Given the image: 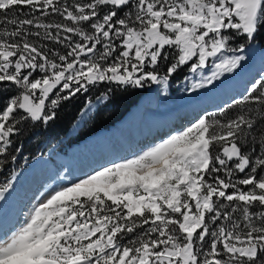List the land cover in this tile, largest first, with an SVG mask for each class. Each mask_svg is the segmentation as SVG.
<instances>
[{"label":"snow or ice","instance_id":"snow-or-ice-1","mask_svg":"<svg viewBox=\"0 0 264 264\" xmlns=\"http://www.w3.org/2000/svg\"><path fill=\"white\" fill-rule=\"evenodd\" d=\"M262 30L264 0H0V201L18 179L22 125H49L78 94L91 110L117 90L166 88L185 65L200 73L192 91L215 86ZM226 108L236 115L201 116L42 194L0 236V264H264V71Z\"/></svg>","mask_w":264,"mask_h":264},{"label":"rangeland","instance_id":"rangeland-1","mask_svg":"<svg viewBox=\"0 0 264 264\" xmlns=\"http://www.w3.org/2000/svg\"><path fill=\"white\" fill-rule=\"evenodd\" d=\"M48 20L50 21V18ZM32 39L34 41L36 40V38H32ZM37 42L38 43H48V44L52 43L54 46L52 45H49V46L47 45V46L61 53H63L64 51L62 45H55L52 41H37ZM167 50L170 53L173 52L172 49H167ZM245 55H246V61L244 62L243 68L234 75L222 78V81L217 82L215 86H211L205 89H200L197 91H192L191 85L193 83L199 82L200 73H195V74L191 73L189 71L188 65H185L181 68V70L177 74H175L173 77L169 79V84L166 88L162 85L159 86L160 91L162 90L161 92H164V95L166 94L169 95L167 98V102L175 106L179 104H184V103H191V101L193 102V101H199L202 99L203 100L208 99L209 101L208 103L210 106L207 107L205 112L201 113L200 115H197L195 119L201 116H204V115L208 116L210 113L208 112V108L212 109L211 106L215 105L214 100L212 99L213 97H216L222 94L223 92H225L226 90H228L231 84L232 86H234L233 84L234 82H235V85H237L238 83L237 81L239 80V78L248 74L250 70L253 68V66L255 65L260 66L259 67L260 71L256 74V77L254 79H258L260 73L264 71V30H262L261 33L258 34L254 42L248 45V47L246 48ZM210 67H211V61L209 62V68L205 69L206 74L210 75ZM165 69H166V64L161 63L159 66V70L163 72ZM252 76H254V73L251 75V77ZM248 81H249L248 84L252 82L250 80ZM155 86L156 84L146 83L144 88H131V87L128 88L129 90H135V91L142 90V92L144 91L145 92L139 96L137 103L128 110L124 118L128 114H130L132 111L136 110V108L139 109L142 114H144L147 108L152 106V104H155V101L151 100V98L149 97V92ZM244 91L245 89L241 91L239 96L237 95L234 97L232 96V98L229 101L220 102L219 104L225 103L223 106L220 107V109L223 108L224 106H227V104L231 102L233 98H237V99L240 98L241 95L244 93ZM101 104H99L98 106H95L91 111L89 110V116L87 117L85 122H83V124L78 127L79 129L86 122L89 121V119L91 118L92 114L95 111H97L99 108L102 107ZM84 109L85 108L83 107V109L79 112V115ZM211 113H214V112H211ZM119 122L120 121L112 125L110 127L111 129L108 128L107 130H102L98 134L104 131L110 132L112 128L118 125ZM37 125H39L40 127L42 126V128H46V126L41 125V124L33 125V127ZM30 126H32V124ZM78 128L77 129L75 128L76 129L75 130L74 125L71 126L69 129L70 130L69 133L76 134L78 131ZM183 128H180L179 130ZM179 130L175 129L171 133L174 134ZM41 133H42L41 129L35 130V133L30 137V139H28V142H23L22 148H20L21 146L17 147L15 145V143L17 144V140H19V137L16 136L14 138V141H13L14 146H13V149H11V151L14 152V155H16L17 159L20 160L22 155L29 154L28 144H33L34 142H36V140H38V138L40 137ZM113 147L116 150V147L115 146ZM30 148H33V146H31ZM16 149H19V151H16ZM144 151L143 149H140L138 150V152H133L131 157L128 159H132ZM47 154H49V151L46 152L45 155L41 153L40 155H38L36 158L31 160L30 162L29 161L26 162L27 165L25 167H23V165H21V168L18 165H16L17 168L13 167L16 170V172L19 174L18 179L15 182L14 190L7 196V198L4 201H0V224L6 225L8 216L9 217L14 216V219L16 220L13 226L8 227V228L6 227V230L9 231V233L13 229L18 228L24 222L32 206L38 203L39 199L42 198V194H46L47 192L52 191L55 188H59V187L66 186V185L70 186L73 182H78L79 179L87 177L89 174H94L97 170H102L104 167H111L115 163L125 162V159H121L120 161H117V162L114 161L111 163L106 162L105 164L103 162L102 164H100V166L96 170L87 171V166L89 164H94L97 157H102V158L105 157L103 154V150H101L100 148V142L94 139L93 137L88 138L87 140L81 142L77 146L72 147L71 149L68 150L67 154L64 157H60L58 159L59 166L62 167V170L59 171L58 173L56 172L57 168L52 167L48 163L46 159ZM23 158L24 157H22V160L25 162ZM76 172L78 173L75 177L74 174ZM0 175H3V174H0ZM27 199H28V203L25 202ZM25 205L27 208L25 207Z\"/></svg>","mask_w":264,"mask_h":264},{"label":"bare ground","instance_id":"bare-ground-1","mask_svg":"<svg viewBox=\"0 0 264 264\" xmlns=\"http://www.w3.org/2000/svg\"><path fill=\"white\" fill-rule=\"evenodd\" d=\"M259 67V65L253 66L248 74L239 78L237 85H235L234 82V86L231 84L229 89L222 94L216 97L212 96L215 103L214 106L219 105L220 102L229 101L232 96L234 97L242 91V85H248L249 78L250 81H253L256 74L260 71ZM253 73L254 76L251 77ZM159 86L160 85H156L149 92V97L151 100L155 101V104L147 108L144 114L136 108V110L128 114L125 119L120 120L121 122H119L116 127L112 128L110 132L104 131L96 137H93L100 142V148L103 150L105 157H97L94 164H89L87 166V171L96 170L103 162L105 164L106 162H117L121 159H125L126 161L131 157L133 152H138L140 149H143V151L148 150L156 143L167 138L172 134L171 132H173V130H179L194 121L197 117L196 115L200 111H204L210 106L208 99L191 101V103L184 104L178 103L179 105L176 106L171 105V103L167 102L169 95H164V92H161L162 90L160 91ZM88 116L89 110L85 109L79 117H77L78 119L74 125V129L82 125ZM113 146L116 147V150ZM77 173L78 172L74 174L75 177ZM28 199L25 201L26 203H28ZM15 222L14 216H8L6 225L0 224V236H3L5 232L9 233L6 227L13 226Z\"/></svg>","mask_w":264,"mask_h":264},{"label":"trees","instance_id":"trees-1","mask_svg":"<svg viewBox=\"0 0 264 264\" xmlns=\"http://www.w3.org/2000/svg\"><path fill=\"white\" fill-rule=\"evenodd\" d=\"M48 19L45 18V22H62L61 17L58 16H52V18H50V21ZM43 44L54 46L52 43ZM104 88L105 86H97V89H93L86 95L90 96L93 101H95V98L98 95V90H104ZM144 92H142V90L135 91L129 89L115 91L111 94V100H109L107 103L101 104L102 107L95 111L89 121L86 122L80 129H78L77 133L73 136L66 135L68 131L70 132V127L75 125V122H77L76 120L79 112L84 107L85 95L78 94L72 102L65 103L63 107L58 111L57 119L47 125L46 128H42V126L40 127L39 125L33 127V125L30 126V123L22 125V133L18 135L19 140H17V144L15 143L17 147L21 146L20 148H22L23 142H28V139H30V137L35 133V130L41 129L42 133L40 134V137L38 138V140H36V142H34L33 144H28L29 154L22 155L25 162L21 157V159H17V163L11 165V167L17 168L16 165H18L21 168L22 164H26V162L30 161L33 157L40 155L41 153H43L42 151L46 150H50V155H65L67 153V150L72 146L78 144L79 142L85 140L90 136L95 135L99 130L109 128L116 121H120V119L126 114V112H128V110L137 103L139 96ZM245 107H251L255 109L258 106L252 104L246 105ZM221 109H225L227 111L228 118L236 115L235 109H227L226 106ZM221 109L209 114V119L213 117V114H217V118H226L219 115ZM261 110L264 111V108H262ZM257 130L258 132H264V123L261 122L260 117H257ZM31 146H33V148H30ZM10 152L14 154L13 151L10 150ZM10 159L11 157L9 156V160ZM49 160L55 168L58 167L51 161L50 158Z\"/></svg>","mask_w":264,"mask_h":264},{"label":"water","instance_id":"water-1","mask_svg":"<svg viewBox=\"0 0 264 264\" xmlns=\"http://www.w3.org/2000/svg\"><path fill=\"white\" fill-rule=\"evenodd\" d=\"M225 103L221 104V105H224ZM214 110V109H211V111Z\"/></svg>","mask_w":264,"mask_h":264}]
</instances>
